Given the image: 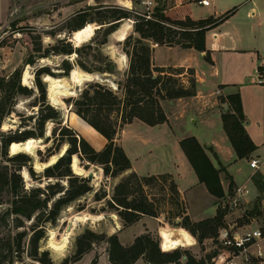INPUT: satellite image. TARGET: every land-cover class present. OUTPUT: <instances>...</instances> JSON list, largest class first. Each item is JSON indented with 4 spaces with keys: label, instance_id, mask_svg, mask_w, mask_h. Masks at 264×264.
Listing matches in <instances>:
<instances>
[{
    "label": "trees",
    "instance_id": "obj_1",
    "mask_svg": "<svg viewBox=\"0 0 264 264\" xmlns=\"http://www.w3.org/2000/svg\"><path fill=\"white\" fill-rule=\"evenodd\" d=\"M129 5L130 2L125 3V6ZM92 10L91 7L80 9L69 21L68 29L70 32L78 31L97 22L100 27L95 33L102 32V39L96 44L92 42L76 46L68 37H58L55 43L45 46L42 33L34 27L16 28V31L29 36L32 46L21 67L0 77V194L6 191L11 195L10 205L0 212V264H15L16 258L21 257L22 253L39 264H55L50 251L41 249L40 246L41 240L46 236V225L56 223L65 207L93 190L89 176L73 171L74 159L99 165L105 177L115 178L131 170L132 161L118 142V133L135 119L150 126L163 124L168 117L162 101L197 95L195 68L156 65L153 44L193 48L206 52L205 59L212 62L206 48V33L227 19L235 8L219 17L204 19L192 17L190 2L175 6L168 12L165 4H158L150 16L147 11L139 12L117 4L100 5L96 17L92 16ZM127 19L134 21L133 32L122 42L123 52L128 58V69L124 79L117 82L118 89L114 90L99 81H91L78 97L71 100L75 113L106 139L104 146L97 149L69 124L63 125L61 111L48 101L43 76L48 75L53 79L51 76H56L55 72L48 65L38 66L33 88L21 82L23 69L26 65H35L40 58L62 55L67 57L59 65V76H69L75 65L88 72H113L110 66L114 62L103 54L101 47L108 43V37L119 28L120 23ZM50 35L55 37L57 33L51 32ZM86 47L92 50L88 53L90 56L95 53L94 57L97 54L100 57V65L93 69L81 59V52ZM73 56L76 62L72 61ZM185 68L191 75L187 82L181 78ZM258 72L260 78L264 79V65L258 67ZM35 89L38 96L34 105L39 106L36 127L21 132L3 131V120L13 111L18 96H31ZM222 101L227 102L231 110L221 115L223 128L237 157L246 158L257 149V145L243 124L246 117L241 94L239 91L227 94ZM48 121L55 123L52 131L54 144L48 148V157L53 156L43 163L46 168L40 177L48 182L44 186L26 187L21 168L28 164L31 157L27 152L10 155L8 149L12 143L47 137L45 128ZM63 144H67V149L64 146L59 155H54ZM179 144L199 181L206 185L211 194L223 197L220 171L224 168L214 166L195 136L185 137ZM65 149L67 155L60 156ZM214 154L217 156L216 152ZM30 171L33 176L36 175L31 168ZM252 180L259 191L256 205L259 207L264 199V174L255 171ZM231 184L234 186L233 182ZM107 195L105 191L95 193L96 200L105 199ZM107 204L125 225L138 222L144 215L159 217L165 212L170 223L181 226L199 242L215 238L224 224V210L212 218L194 221L186 211L182 192L169 172L141 175L132 170L115 184L113 195L107 199ZM164 206L167 209H163ZM177 219H180L179 223L176 222ZM25 221H31V224L26 227ZM5 227L8 232L1 235ZM99 242L108 244L112 264H134L140 258L148 264H171L179 262L184 253L187 254L185 264H205L203 259H197L189 251L163 250L160 239L150 232L137 235L132 243L126 245L121 242L117 233L109 235L91 229H86L77 236L75 253L60 264H75ZM20 261L21 264H31L22 259ZM97 262L98 257H95L92 264Z\"/></svg>",
    "mask_w": 264,
    "mask_h": 264
},
{
    "label": "rangeland",
    "instance_id": "obj_2",
    "mask_svg": "<svg viewBox=\"0 0 264 264\" xmlns=\"http://www.w3.org/2000/svg\"><path fill=\"white\" fill-rule=\"evenodd\" d=\"M127 1L128 0H0V77L6 76L14 69L21 67L28 56L29 48L32 46L29 36L23 32L16 31V28H24L26 26L34 27L42 33L44 44L47 46L51 43H55L58 37L71 36L72 32L68 29V23L80 9L91 7L93 9L92 16L96 17L98 12L97 8L100 5L117 4L128 8L124 5ZM224 1L225 0H217V7H220L221 3ZM238 1L239 0H236V5L241 3ZM134 4V7L128 9L148 12L149 8L147 5L140 4L137 0H134ZM154 8L155 7H151L149 10L153 11ZM204 11L205 10L200 9L197 13H204ZM248 18L246 10H244L237 15L236 20L241 19L248 21ZM92 25L95 26V30L99 26L97 22H93ZM130 26L131 24L128 19L123 20L119 28L108 37V43L101 47L103 54L110 57L117 65V68L109 75H105L104 73L106 72L100 71L88 72L80 66L75 65L73 70L77 69L87 77L83 80L82 84L78 85L70 79L72 71L69 76H59V72L61 71L59 65L63 58L67 57L62 55L40 58L35 65H26L23 69L21 82L28 87L35 88V70L40 65H48L51 70L55 72L56 76H52L54 77L53 79L73 85L70 93L61 94L55 87L51 88V82L48 80L52 78L49 79L48 76H43V80L44 77L47 79V81H44L47 85L48 101L61 111L63 125L69 124L80 135L87 138L97 149H101L104 146L106 139L75 113L71 100L80 95L88 82L99 81L111 87L112 83L117 85L118 81L124 79L128 69V58L122 49L123 40H120L119 37L122 33H125V37H127V31ZM51 32L57 33V35L53 37L50 35ZM132 32L133 31L130 30L129 34ZM72 36L75 45H87L92 42L96 44V42L102 39V32L95 33L94 31L93 36L84 42L78 41L75 34H72ZM153 46L157 47L155 44H153ZM262 49V53H264L263 45ZM89 52H92V50L87 47L83 49L81 52V59L93 69L100 65V57L97 53V57L93 56L95 53H92L93 55L90 56L88 54ZM74 56L72 57V61L76 62ZM156 61L158 64L167 65L189 63L190 66L195 67L197 77L199 78L198 82H200L197 91L202 94L198 98L183 97L162 101V106L168 117L167 122L163 124L150 126L139 119H135L118 133V142L124 147L132 161L131 170L115 178L105 177L99 165L90 164L86 161L81 162L80 160L78 162L76 158L74 161L72 159L73 163L75 162L72 166L74 172L82 176L92 174L91 183L93 185V190L65 207L61 211L56 223H48L46 225V236L41 240L40 246L41 249L50 251V255L55 264H60L66 257L73 256L76 251V238L86 229L104 232L109 235L117 233L121 242L126 245L132 243L137 235L150 232L153 236L160 239L161 248L163 250L180 249L182 251H189L197 259H203L205 264H211L213 257L212 238H206L203 242H199L191 233L181 226L170 223L166 219L167 214L165 212L160 214L159 217L144 215L138 222L125 225L119 215L109 208L107 199L112 197L115 184L132 170L141 175L166 172L172 173L179 189L187 191V194L182 193V196L186 211L194 221L212 218L219 211L224 210L223 227H228L230 224H242L248 221V214H263L261 210L262 201L260 202V206L256 207L259 195L253 197L250 202H247V198H244L238 206L232 207L236 189L239 186H244V182L242 184L238 179L236 180L237 176L234 177V173H236L234 172V168L238 157L231 158L225 153L226 159L223 161L218 151L213 147L211 148V146H207L205 140H203L207 139L210 134L212 137L215 134V132L212 133L200 125L206 113L210 114V112L213 111L221 122L220 116L225 112L231 111L228 103L222 101L225 96L224 93H220L218 89L214 92L215 83L219 77H214L209 67H206L205 60L200 53L192 48H183L180 46L160 48L157 51ZM246 63L247 65L244 68H247L248 74L242 78V84H238L236 88L241 94L247 120H251L252 124L255 126L257 130L256 139L261 144L264 142V85L257 82L260 76L257 75L251 67L250 59H247ZM181 76L182 80L187 82L191 75L185 68V72ZM106 79L110 81H106ZM231 88L228 89V91L232 90ZM52 95L57 97L61 104L54 103ZM37 96V90L31 96H18L13 111L3 120L2 130L21 132L35 128L39 108V106L34 105L37 102ZM197 106L200 107L198 108ZM243 124L245 126L246 121H244ZM54 126L55 123L53 121H48L46 123L45 133L49 134L48 140L45 136L43 137V141L42 139L36 140L32 138L29 146L17 149V153L27 152L31 157L28 164L21 168V174L26 187L33 185L44 186L48 182L45 178L40 179V177L46 168L43 163L50 160L53 156L48 157V148L54 144L52 141ZM191 133L202 136V141L199 142L205 148L214 166L219 169L221 167L224 168L220 171V179L224 189L223 197L219 198L211 194L206 185L202 182L206 190L203 191V193L200 191L199 187L195 188L194 185H190L193 179L197 177L195 174L193 177L188 168L181 162L180 154L177 155V150H180V152L182 150L178 145L176 147V141L180 142V140L185 137L194 136L191 135ZM227 143L231 144L229 138ZM64 146L67 148V144H63L60 150L54 155H59ZM214 152L217 153V156H215ZM9 154L12 155L10 151ZM246 158L248 160L259 158L262 163L264 155L254 156L251 154ZM35 163H38V165L36 166ZM30 168L34 170L35 176L31 174ZM249 170L252 172L251 174L255 172L253 168H249ZM231 182L234 183V186H232ZM247 185L249 184L247 183ZM230 187L233 188L230 189ZM97 191H105L108 195L105 199L96 200L95 193ZM153 192H156V190ZM10 200L11 195L8 194V192L5 191L0 194V212L4 211L10 205ZM80 208L83 209L80 210ZM163 209H167V207L164 206ZM253 211L256 212L253 213ZM30 224L31 221H25L26 227ZM69 226H71V228H69ZM13 231H15V229H13ZM7 232L8 228L5 227L2 229L1 235ZM183 233H185L186 236H184ZM170 238H175L182 242V244L176 248L170 249ZM27 240L28 238L24 242L25 247H27ZM107 248L108 244L106 242L95 243L92 249L85 253L75 264H92L95 257H98L97 264H112L109 260ZM16 259L15 264H21V259L31 264H39L28 258L26 253H22L21 257ZM186 259L187 254L184 253L179 262L171 264H185ZM134 264L148 263L143 258H140Z\"/></svg>",
    "mask_w": 264,
    "mask_h": 264
},
{
    "label": "crops",
    "instance_id": "obj_3",
    "mask_svg": "<svg viewBox=\"0 0 264 264\" xmlns=\"http://www.w3.org/2000/svg\"><path fill=\"white\" fill-rule=\"evenodd\" d=\"M145 0H137L138 3L144 4ZM156 5L159 3L165 4L168 10H171L175 6L182 5L185 2H190L191 7V15L194 19H204L208 17H219L229 10L235 8L234 12L225 19L223 22L218 24L216 27L210 29L206 33V48L210 52V56L212 62H209L205 59L206 52H199L203 57L206 63V67H209L211 73L214 77H219L217 82L215 83L214 92L218 89L220 93L227 94L234 93L237 91L236 86L238 84H242L243 77L248 74L246 67L247 59H250L251 67L254 69L255 73L260 76L258 72V67L260 65H264V53H262V45L264 46V0H239L238 5H236V0H225L221 3L220 7H217V0H210L209 5H204L200 3V0H152ZM130 2L128 8L134 7V0H128ZM125 5V4H124ZM205 10L204 13H197L198 10ZM246 10V15L249 17L248 21L246 20H236L237 15ZM131 26L127 31H133V20L128 19ZM163 47H171L166 45H161L155 47L154 53V62L159 66H184V67H193L190 66L189 63L182 64H158L156 61L157 51ZM193 49V48H192ZM195 50V49H194ZM197 51V50H196ZM195 68V67H193ZM196 71V68H195ZM197 77V72H196ZM199 78L197 77V87L199 88L200 82H198ZM257 82L264 85V80L260 77L257 79ZM232 87V88H231ZM232 89L228 91V89ZM202 93L197 91V95L189 97V98H198ZM198 108L200 106H197ZM196 107V108H197ZM244 109V108H243ZM245 127L247 132L257 145V149L252 153V155H264V142L259 143L257 141V130L255 126L252 124L251 120H247ZM217 117L213 111L210 114L204 116V119L201 120L200 125L203 126L206 130L210 132H215L213 137L211 134L205 140L207 146L213 147L216 151H218L222 160L225 161L226 155H229L231 158H237L234 148L228 142V137L223 128L222 117ZM198 138L199 141H202V136L198 134H192ZM177 145L180 147L178 141H176ZM181 148V147H180ZM182 150V149H181ZM180 154L181 162L188 168L190 173L196 175L197 178H194L190 185H194L195 188L199 187L200 191H206L203 184L199 181L197 174L195 173L193 167L191 166L188 158L184 154L183 150H177V155ZM230 159V158H228ZM251 160V159H250ZM250 160L247 158H238L236 161V165L234 168V173L236 180L238 179L240 182H244V186L248 189V194L246 196L247 202L252 201L253 197H257L259 195V191L255 184L253 183L252 172H250ZM254 169V168H253ZM255 171H261L264 174V158L263 162L260 164V169ZM185 178V177H184ZM239 183V182H238ZM247 183L249 185H247ZM197 185V186H196ZM200 185V186H199ZM203 189V190H202ZM182 193H186V190L181 189ZM264 199L261 203V210L264 213ZM253 215V214H248Z\"/></svg>",
    "mask_w": 264,
    "mask_h": 264
},
{
    "label": "built area",
    "instance_id": "obj_4",
    "mask_svg": "<svg viewBox=\"0 0 264 264\" xmlns=\"http://www.w3.org/2000/svg\"><path fill=\"white\" fill-rule=\"evenodd\" d=\"M209 5L210 0H200ZM144 4L155 7L152 0ZM157 6V5H156ZM148 9V16L151 12ZM158 46V44H155ZM264 80V79H263ZM261 160L252 158L250 167L260 169ZM248 189L239 186L235 191L232 207L238 206L246 198ZM248 221L222 227L218 235L212 238L213 257L211 264H264V213L262 215H247Z\"/></svg>",
    "mask_w": 264,
    "mask_h": 264
},
{
    "label": "bare ground",
    "instance_id": "obj_5",
    "mask_svg": "<svg viewBox=\"0 0 264 264\" xmlns=\"http://www.w3.org/2000/svg\"><path fill=\"white\" fill-rule=\"evenodd\" d=\"M94 31H95V26L91 24V25H88V26L78 30V31H75L74 34H75V37L77 38L78 41L84 42L93 36ZM119 38H120V40H124L126 38L125 33H122ZM85 78H87V77L82 72L78 71L77 69L73 70V72L71 73V77H70L71 81L75 82L78 85L82 84V82ZM48 81L51 82V88L55 87L59 91V93H61V94L70 93L72 90V88L69 87L68 83H64L62 81H58L55 79H51ZM51 91H54V90H51ZM52 100L56 104H61L60 100L57 97H55L54 95H52ZM42 141H43V138H42ZM30 143H31V138L24 141V142H21V143H14V144L12 143L9 146V151L11 154H15V153H17L18 148H25V147L29 146ZM183 235L186 236L185 233H183ZM169 244H170V249H173V248H176L177 246H180L182 244V242H180L179 240H176L175 238L174 239L170 238Z\"/></svg>",
    "mask_w": 264,
    "mask_h": 264
},
{
    "label": "water",
    "instance_id": "obj_6",
    "mask_svg": "<svg viewBox=\"0 0 264 264\" xmlns=\"http://www.w3.org/2000/svg\"><path fill=\"white\" fill-rule=\"evenodd\" d=\"M98 27H100V26H98ZM97 27V28H98ZM74 32L75 31H73L72 33H71V36L70 37H68L69 38V40L71 41V42H74L73 41V36H72V34H74ZM65 37V36H64ZM76 46H78V45H76ZM117 68V65H116V63H113L111 66H110V69H111V71H114L115 69ZM105 75H109V74H111V72H106V73H104ZM46 76H48V75H45V77ZM49 76H51V75H49ZM44 77V80L45 81H47V79ZM52 77V76H51ZM70 77H71V75H70ZM106 81H110L109 79H106ZM69 87H71V88H73V85L72 84H69ZM111 87H113V89H118V85H116L115 83H112L111 84ZM50 89V88H49ZM46 136L48 137L49 136V134L47 133L46 134ZM67 149V148H66ZM66 149H65V151L63 152V153H61L60 154V156H62V155H67V154H65L66 153ZM59 156V157H60ZM58 159V158H57ZM87 176H89L90 178L92 177V174H87ZM179 221H180V219H177L176 220V222L177 223H179ZM69 228H71V226H69Z\"/></svg>",
    "mask_w": 264,
    "mask_h": 264
}]
</instances>
